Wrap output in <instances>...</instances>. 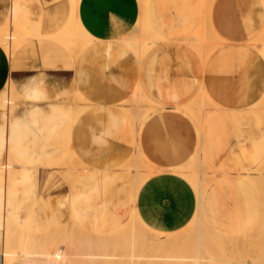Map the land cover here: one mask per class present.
I'll return each instance as SVG.
<instances>
[{
  "label": "crops",
  "instance_id": "0c3cea01",
  "mask_svg": "<svg viewBox=\"0 0 264 264\" xmlns=\"http://www.w3.org/2000/svg\"><path fill=\"white\" fill-rule=\"evenodd\" d=\"M28 2L29 7L18 0L14 15L36 37L10 60L0 47V94L8 80L19 90L36 81L42 92L15 111L8 125L0 110V152L4 139L20 163L7 188L0 182V215L5 209L18 228L31 231L30 217L22 222L18 211L22 203L38 202L37 173L46 166L57 171L71 152L79 173L68 184L71 215L85 217L93 209L100 225L93 224L90 233L113 232L127 214V221L135 218L153 233L173 235L195 219L200 205L205 217L206 203L235 231L241 225L235 194L246 187L254 191L240 176L264 159V125L250 111L264 97V57L257 50L263 1H214L210 23L223 43L206 61L184 43L202 19L198 0H149L144 19L160 39L139 59L125 43L140 17L138 0H80L75 19L95 41L76 55L49 38L69 23L71 1ZM10 8L11 0H0V28ZM66 90L83 99L74 120L57 107L58 99L50 100ZM136 92L146 109L138 125L122 108L131 106ZM203 95L212 102L196 106V115L205 118L201 124L188 108ZM200 155L221 174L201 202L184 175ZM134 158L138 183L132 184L122 168ZM242 169L247 170L232 173ZM121 192L124 215L116 208ZM224 196L234 202L229 212H224ZM2 243L0 231V254Z\"/></svg>",
  "mask_w": 264,
  "mask_h": 264
},
{
  "label": "rangeland",
  "instance_id": "374dc122",
  "mask_svg": "<svg viewBox=\"0 0 264 264\" xmlns=\"http://www.w3.org/2000/svg\"><path fill=\"white\" fill-rule=\"evenodd\" d=\"M24 1L27 3V5L29 7L28 0H24ZM148 1H147L146 5L148 4ZM198 1L200 3V7H201L203 5V4H201V2H203V0H198ZM262 1L264 3V0H262ZM17 2H18V0L14 4H16ZM138 3L140 4L139 0H138ZM213 3H214V0H213ZM213 3H212V5H213ZM200 9L203 10V6ZM76 12H77V10H76ZM76 12L73 13V11H72V13H71V19L73 17V20H75V21H77L75 19ZM72 14H74V15L72 16ZM9 16H11V15L9 14ZM9 16H8L6 23L0 28V35L4 33L3 31L5 30V27H6L7 23L9 22L8 21ZM210 16H211V14H210ZM18 21H19V19H18ZM19 23H20V21H19ZM210 25H211V23H210ZM66 26L64 27V29L66 28ZM81 28L83 29V31H85L82 25H81ZM64 29H62V30H64ZM202 31L203 30L201 29V31L199 33H197V35L195 33L193 35H195V37L198 36V39H200L202 37V34H203ZM59 33H57V34H59ZM57 34H55V35H57ZM263 35H264V32L261 34V36H260L261 38L259 37L257 40V42H260L259 44H262V45L264 43ZM32 36H33V38L36 37L33 34H32ZM261 41H263V43H261ZM26 44L27 43H24L21 47H25ZM63 46L66 47L65 45H63ZM218 47L219 46H217V48ZM191 49L193 51H195L193 48H191ZM257 50L260 51V54L264 57V49H257ZM11 83H13L14 89L16 90V92L20 96L19 100L17 101L18 107L15 110L16 111L15 115H17L19 110L24 107V104H25L24 101L25 100L23 97H24V94L26 93L27 89L34 87L36 90V93H37V98L39 97V94H41L42 89L36 83V81L29 83L28 85L23 87L22 90H19V85L17 83L12 82V81H11ZM3 92H1V94H0V102L2 99L1 95ZM63 92L56 93L52 99L50 98V100H53L55 98L58 99L57 100V107L59 109L62 110V108L66 107L68 105H71V106H74L76 109H81V111L83 110V108L82 107L80 108L78 105L79 102L83 101V99L79 100V99H76V97H74V94L70 95V92H71L70 90H66ZM134 95H133L131 101L128 102V103H131L130 108L128 107L129 104L124 105L125 107H122V108L124 110V108L131 109V108L138 107L140 109V112H139L140 115L137 113L139 116L137 114L133 115V114L128 113L135 120V118L140 117L143 114V112L146 111V109L143 108L141 105L142 103H145L144 97L142 96L143 99L139 100V102L137 103ZM205 96L206 95H203L200 98V100L197 104L198 106H200V107L207 106V105L210 106L211 102L209 100L203 101L204 100L203 98ZM59 100H63V101H59ZM133 100H134V102H133ZM201 100H202V102H201ZM262 102L263 101H261L260 103L258 102V104H256V105H258V106L262 105L263 109L261 107L259 108L258 106H257V108H254L256 106H253L252 109L250 108V111L254 115H256L257 117H260V118L264 117V103H262ZM193 104L196 105V103H193ZM77 107H79V108H77ZM255 109H257V111ZM211 112H213V111H211ZM13 113L14 112L6 113V115L4 116L5 118L3 117L4 123L6 122L5 123L6 125L9 124V121H10ZM2 116H3V111H2ZM7 117H8V119H7ZM74 119L75 118L70 119V120H74ZM10 159L13 160L14 157L10 154L9 150L0 152V170L6 169L7 164L11 161ZM263 162L264 161L261 160L257 164V165H259V167L261 168L262 171L264 168ZM70 163L73 167H76L74 164H72V160L70 161ZM132 165L134 166L135 164L134 163L133 164L127 163V166H132ZM257 165H255V163H252V165L247 169H253ZM195 166H196V162L194 163V165H192L190 167L191 169L188 168L185 171L188 175H190V176H188V177H190L188 179H190L191 182L196 180L195 179L196 174H194V173H196L198 170L195 168ZM194 168H195V170H193ZM41 169H42V171H40L36 175L37 183H38V187H37V196L39 198L38 202L36 201V204L34 202H31V201L22 203V205L18 211L20 220L22 222L25 221L28 217H30L31 226H32L31 231H26V230H23L20 228L19 229L23 230L25 232L31 233V234L32 233L35 234L37 236L36 238L40 239L41 242L39 241V244H40V247H43V248H41L43 250L55 252V253H57V252L58 253L71 252V250H72V252H74L75 250H78L79 252H80V250H81V252H84V251L86 252V249H80V248L78 249L75 247L78 244L77 242H79V241H85V240L86 241L87 240L88 241L89 240L95 241V238H96L95 234L90 233V232L92 231L93 224H96V225H100V224H99V220H96L95 218H93L94 210L89 209V211L87 212V215L85 217H81V218L80 217L76 218L75 216L71 215L72 212L70 209L69 201L72 198V192L70 191V187L68 184L72 182V176L71 175L68 176L69 173L63 171L65 169L64 167L59 168V170H57V171H52L47 166L41 167ZM247 169L234 171L232 173H242ZM16 170H19V168H16L12 171L6 172V173H8L7 175L9 177V181L7 183V186L10 183V181H12L13 176L17 172ZM194 171H196V172H194ZM124 172L126 173V171H124ZM211 172L215 173L216 171L211 170ZM211 172L208 171L207 169L204 170V173L206 175H204L202 177L203 181H207L209 179V177H211ZM192 173L194 175H192ZM216 173H219V172H216ZM263 173H264V171H263ZM244 174L242 173L241 174L242 176H240V178H244L247 175L246 173H244ZM220 176H221V174H219V176L215 180H217ZM249 176L251 179L254 180V184L256 186L258 184H260V182L263 180L259 174L250 173ZM68 177H70V178H68ZM255 185H253V186L255 187ZM192 187H193V185H192ZM254 187H253V189H254ZM118 190H120V189H118ZM41 197L43 198V201L40 200ZM235 198L237 199V204L239 205V212L241 215V220H240L241 225L235 231H231V229L228 228L227 220L223 215H220L219 217H215V215L212 212V210L210 209L208 203H206L205 204V217L203 215V212H200V213H202L200 215V217L203 215L202 218H204V220H202V219L199 220L200 218H198L197 215L195 217V222L196 221H202L201 224L195 225L196 223L195 224L191 223L193 219L192 220L190 219L191 221L189 223H187L181 229L177 230L178 232L182 231L181 233H178V232L170 233L173 235H176L178 233L177 236H180L181 238H182L181 235H184V238H182V239L186 240V241L183 240V241H185L186 245L183 243V241L181 242L182 239L180 238L181 239L180 242L183 244L180 243L181 245L180 246L178 245L179 246L178 248H171V245H167L162 250L152 253V254H156V255L160 256V258H166V260L169 259L168 261H165V259H157L158 261H153V262L140 261L139 264H145V263L146 264H159L160 262H162L160 264H171L172 261H174V262H172V264L173 263L174 264H181L182 263L181 261H183L184 264H193V262H194V259H193L194 253L193 252H195L194 251L195 249L197 252H198V250H200V253H201V255H200L198 252L199 257L201 256L199 258V264H237L235 262L236 260L241 261L243 259L246 261H247V259L249 261H255L254 264H264V197H261V194L258 193L255 189H254V191H252L251 188L246 187V188L242 189L241 191H238L235 194ZM44 201H48L49 206L47 208H43L44 206H42V203ZM125 201L126 200L124 198V193L121 192L120 198L116 199V202H117L116 208H118L117 211L120 215H124V213H125V209H124ZM222 203L224 205V210H225L224 212H229L234 207V202L231 199H229L227 196H224L222 198ZM201 211H202V209H201ZM126 216H128V215L126 214L123 218L124 219L123 220L124 225L122 227L114 230V231L120 230L119 234H121V238H126V237L129 238L130 236H133V235H135V236L137 235V236L141 237L145 234L144 229L146 231H148L149 233H153V232L149 231L148 229H146L145 227H143L140 223H139V225H136V227L134 226L135 228L133 227V229H130L131 227L129 228L127 226V223L130 219L127 221ZM197 218H198V220H197ZM59 221L60 222L63 221V223L58 224ZM141 221L148 228L153 229L152 226L148 225L142 219H141ZM203 221L205 223H203ZM193 222H194V220H193ZM201 225L204 227H202ZM200 226L202 228H200ZM141 227H142V229H141ZM196 228H198L199 231H202V230L203 231L198 233L199 231H197ZM157 231H159V230H157ZM54 232L58 233V235L56 237L58 239H54V242H53L51 239H52V235L54 234ZM131 232H132V234H131ZM109 233H112V231L108 232V233H104V234H109ZM195 233H197L198 235H196ZM201 233H202V235H200ZM153 234H157V233H153ZM158 235H162V234H158ZM195 235L197 236V238H200L201 241H198L199 239L198 240L195 239L196 238ZM81 237H83V239ZM194 239L196 240V243L197 242L200 243V248L196 247L197 244L194 243L195 242ZM73 244H75V245H73ZM194 247H196V248H194ZM203 251H205V252H203ZM189 257H191L193 261ZM185 258H187V259L185 260ZM28 259L29 260L31 259V261H29ZM167 262H169V263H167ZM179 262H181V263H179ZM66 263L67 262H63L62 264H66ZM11 264H58V263L56 261L52 260L51 258H48V257H44V256L38 257V256L33 255L30 258L17 257ZM91 264H101V263H91ZM111 264H121V263L120 262H112Z\"/></svg>",
  "mask_w": 264,
  "mask_h": 264
},
{
  "label": "bare ground",
  "instance_id": "6f19581e",
  "mask_svg": "<svg viewBox=\"0 0 264 264\" xmlns=\"http://www.w3.org/2000/svg\"><path fill=\"white\" fill-rule=\"evenodd\" d=\"M16 1L17 0H11V8H10L11 16H9V20H8L9 22L7 23L5 30L3 31L4 33L0 35V47L3 50V52L5 53V55L9 58V60L11 59V57L14 54V51H16V49H18L26 41L31 40L33 38L32 33L29 31V29L27 30L24 26H22V24L19 23L18 19L14 15V11H15L14 10V8H15L14 3ZM70 1H71L72 11H73V13H75L80 0H69V2ZM147 1L148 0H139V2H140V17H139V20H138L132 34L127 38V42H125L126 45L130 48L132 54L135 56L136 59H139L152 45H154L160 39L150 29L149 25L146 23V21L144 19ZM212 3H213V0H203V2H201V4H203L202 5L203 10H201L202 19H201V21H199V24L196 27L194 33L197 35V33H199L202 29L203 30L202 31L203 32L202 37L200 39H198V36H196L197 37L196 38L195 35H193V36L190 35V36H192V39H187L184 41L185 44H187L188 46H190L191 48H193L197 52V54L201 57V59L203 61H206L208 56L213 52V50L215 48H217V46H220L223 43V41L216 35L214 30L212 29V26L210 25V12H211ZM73 15L74 14H72V16ZM70 19H69L70 22L67 21V23L68 22L69 23L67 24V26L64 30H62L60 33L58 32L59 34L51 36L49 38L62 43L63 45H65L68 48V50L70 52H72L75 55L78 51L87 47L91 41L94 42L95 39L93 37H91L88 33H86L85 31H83L79 21L73 20V17L71 20ZM190 36H189V38H190ZM263 37H264V35H263ZM258 43H260V42H258ZM261 43H263V41H261ZM253 47H255V45ZM257 49H264V43H263V45L260 44V47ZM259 53H260V51H259ZM73 94L76 97V99H79V100L82 99L81 96H79L78 94H76V93H73ZM1 97H2V99L0 102V109L3 111V116H2V118H3L6 115V113L15 112V110L18 107L17 101L19 100L20 96L16 92V90L14 89L13 83H11V81L8 80L6 82L5 91L2 93ZM134 97H135L137 103L139 102V100L143 99L139 92H136ZM23 98L25 100L24 101L25 103H28L32 100H37L38 98H37V93H36L35 88L31 87V88L27 89ZM203 101H205V100H203ZM261 101H263L262 103H264V97L262 98ZM261 101H259V103ZM133 102H134V100H133ZM201 102H202V100H201ZM196 106H197V104L195 105L192 103L190 105V107L188 108V110L194 116L198 117L196 115V113H197L196 112L197 111ZM255 106L256 107H254V108H257L258 105H255ZM203 107H205V106H203ZM258 107L262 108V105H259ZM77 108H79V107H77ZM129 108L128 109L124 108V111H126L129 114H133V115H135L137 113L139 114V112H140V109L138 107L131 108V109H129ZM255 110L257 111V109H255ZM62 111L64 112V114L69 119H73L81 112V109H76L74 106L69 105V106L62 108ZM202 112H204V111H202ZM209 113L212 114L213 112H209ZM258 118H259L260 122L264 125V117L263 118L258 117ZM7 119H8V117H7ZM198 119H199V117H198ZM200 119H199V121H201V124H203L205 118L200 117ZM134 121H135V124L138 125L139 121H140V117L135 118ZM1 127H3V126H1ZM3 130H5V127H3L1 134L2 133L4 134L5 131L3 132ZM2 140H3L1 143L2 149H3V151H7V146L5 144V141H4V139H2ZM73 158H74V156L70 152L65 157V160L63 161L62 164L60 163L59 165L55 166L56 170H59V168L64 167L65 169L63 171L68 172L69 173L68 176H70V175L72 176V182L78 177V174H79L77 171V168L73 167L70 163V161L73 160ZM263 161H264V159H263ZM134 164H135L134 166L133 165L127 166V164H126L122 168L124 171H126L127 174H129L131 176L132 184L138 183L137 182L138 180L136 179V170L138 168L139 161L136 158H134ZM21 165H23V164H21ZM19 167H20L19 161L16 158H14L13 160H11L7 164L6 169L0 170V181H1L2 185H4V188H7V183L9 181V177L7 175L8 173H6V172L12 171V170L19 168ZM25 168L26 167H24L23 169H25ZM195 168L198 171L197 170H196L197 172L194 171L196 173L193 172L194 174H196V178H195L196 180L192 181V183L196 187L198 197H199L198 199H199V202H201L202 197H203L207 187L211 183L214 182V180L219 176L220 173L211 172L212 169L208 166V164L206 163V161L202 157V155H200L198 157V159L196 160ZM195 168L193 170H195ZM205 169H207L208 171L211 172V177H209V179L207 181H203V179H202V177L204 175H206L204 173ZM16 171H18V170H16ZM263 171H264V168H263ZM263 171L261 170L259 165H257L253 169L249 170L246 173L247 175L244 177L245 180L249 184H251L252 186L255 184H254V180L251 179L249 176L250 173L259 174L262 177L263 180L260 182V184H258L257 186L255 185V187L253 186L254 189L258 193L261 194V197H264V173H263ZM193 173H192V175H194ZM184 175L187 178H190V177H188L190 175H188L186 172H184ZM68 178H70V177H68ZM200 208H201V205L199 206V209L197 212V217L200 218L199 220H201V219L204 220V218H202L203 215L200 217V215L202 214V213H200V212H202ZM198 218H197V220H198ZM201 222L202 221H196L195 222V219H194V222L192 221V223H194V224L196 223L195 225H197V224L199 225V224H201ZM203 223H205V222L203 221ZM136 225H139V222L135 218H131L127 223V226L129 228L131 227L130 229H133V227L134 226L136 227ZM201 226H200V228L204 227V226H202V227ZM141 229H142V227H141ZM196 229H197V231H199L198 228H196ZM0 231L2 232V240H3L2 255L0 254L2 256L1 261L3 264H11L17 257H26V256H31V255L45 256V257L51 258L52 260L56 261L58 264H62L63 262H67L66 264H77V263L78 264H91V263L111 264L112 262H120L121 264L122 263L123 264H139L140 261L153 262V261H158L157 259H165V261H168L169 259L166 260V258H160V256H158L156 254H152V253L162 250L167 245H171V248H178L181 244H183V243L185 244V241H186L185 239H182V238H184V235H181V234L180 235L182 236V238L180 236H177L178 234H176V235H158V234L149 233L145 229H144L145 234L141 237H139L137 235H136L137 236L136 237L135 235H133V236H130L129 238H127V237L121 238V234H119L120 230H117V231H114V232L109 233V234H95V236H96L95 241H91V240L86 241L85 240V241L77 242L78 244L76 245L75 248L86 249V252L85 251L81 252V250L79 252L78 250L74 249L75 250V251L73 250L74 252H72V250H71V252H65V253H58L57 252V253H55V252H50V251H46V250L41 249L43 247H40V244H39L40 239H37L36 238L37 236L33 233L31 234V233L25 232L23 230H20L13 223V221L10 219L8 212L5 209H3V211L0 215ZM202 231H199L198 233H200ZM131 234H132V232H131ZM195 234L198 235L197 233H195ZM57 235H58V233H55V232L52 235L51 240L53 242H54V239H58V238H56ZM196 235H195V237H196L195 239H197V240L199 239L198 241H201V239L197 238ZM200 235H202V233ZM81 238L83 239V237H81ZM195 239H194V241H195L194 243H196ZM180 240H181V242L183 240H185V241H183V243H181ZM198 243L199 242L196 243L197 244L196 247L200 248V243L199 244ZM73 245H75V244H73ZM196 247H194V248H196ZM194 251L195 252H193L194 253L193 264H199V258L201 257V256L199 257V254L201 255L200 250H198L199 254L196 251V249ZM203 252H205V251H203ZM191 257H189V258L192 260ZM186 259L187 258H185V260ZM172 262H174V261H172ZM172 262H171V264H172ZM181 262L183 263V261H181ZM181 262H179V263H181ZM235 262L237 264H254L255 263V261H249L248 259H247V261L243 259L241 261L236 260ZM160 263H162V262H160ZM167 263H169V262H167Z\"/></svg>",
  "mask_w": 264,
  "mask_h": 264
}]
</instances>
